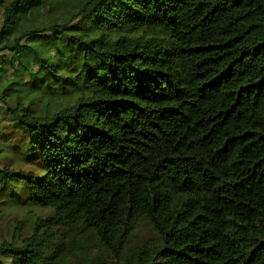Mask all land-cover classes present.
Returning <instances> with one entry per match:
<instances>
[{
	"label": "trees",
	"instance_id": "1",
	"mask_svg": "<svg viewBox=\"0 0 264 264\" xmlns=\"http://www.w3.org/2000/svg\"><path fill=\"white\" fill-rule=\"evenodd\" d=\"M0 11V264H264V0Z\"/></svg>",
	"mask_w": 264,
	"mask_h": 264
},
{
	"label": "rangeland",
	"instance_id": "2",
	"mask_svg": "<svg viewBox=\"0 0 264 264\" xmlns=\"http://www.w3.org/2000/svg\"><path fill=\"white\" fill-rule=\"evenodd\" d=\"M0 22H1V11H0ZM17 139V136L10 137L8 139L9 143H13V141ZM16 167H19L20 164H15ZM46 209H37L30 208V211L24 212V216L21 218L16 210H9L8 215H4L0 213V242L4 238H10L11 234L15 231V223L14 220L19 218L23 220L26 228L29 226V223L36 217V214L45 213ZM27 231V229H25ZM25 231L23 233H25ZM67 234L70 236H74L76 234L75 229H66ZM157 239L156 232L151 228V226L147 223L139 224L134 230L131 238L129 239V245L133 249H137L138 247L153 242Z\"/></svg>",
	"mask_w": 264,
	"mask_h": 264
}]
</instances>
